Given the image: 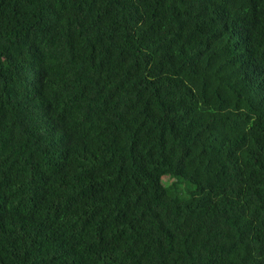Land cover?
I'll return each instance as SVG.
<instances>
[{
  "label": "trees",
  "instance_id": "obj_1",
  "mask_svg": "<svg viewBox=\"0 0 264 264\" xmlns=\"http://www.w3.org/2000/svg\"><path fill=\"white\" fill-rule=\"evenodd\" d=\"M0 264H264V0H0Z\"/></svg>",
  "mask_w": 264,
  "mask_h": 264
}]
</instances>
